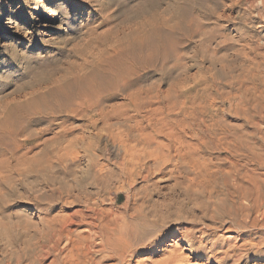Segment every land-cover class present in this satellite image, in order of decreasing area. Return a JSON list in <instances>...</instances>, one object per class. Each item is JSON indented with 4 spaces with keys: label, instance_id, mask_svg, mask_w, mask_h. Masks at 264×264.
I'll return each instance as SVG.
<instances>
[{
    "label": "bare ground",
    "instance_id": "6f19581e",
    "mask_svg": "<svg viewBox=\"0 0 264 264\" xmlns=\"http://www.w3.org/2000/svg\"><path fill=\"white\" fill-rule=\"evenodd\" d=\"M20 1L28 45H14L9 75L19 77L8 92L0 87V203L47 200V213L63 201L74 206L68 215L43 217L40 229L18 221L9 242L18 249L0 264H142L169 237L207 264L264 258V153L213 131L222 149L207 153L196 106L208 98L196 83H204L205 63L227 67L226 56L217 57L228 46L219 23L233 21L218 15L224 3L174 0L162 10L161 0H141L109 15L94 0L68 12L59 0L50 47L45 31H35L44 10ZM231 1L226 9L235 12L242 0ZM257 2H247L250 11ZM77 8L88 11L71 15ZM40 46L43 54L31 51ZM188 262L175 249L161 264Z\"/></svg>",
    "mask_w": 264,
    "mask_h": 264
},
{
    "label": "rangeland",
    "instance_id": "374dc122",
    "mask_svg": "<svg viewBox=\"0 0 264 264\" xmlns=\"http://www.w3.org/2000/svg\"><path fill=\"white\" fill-rule=\"evenodd\" d=\"M40 1L31 0L30 5L32 9L34 7L37 9H43L44 13L46 14L39 21L40 23L35 26V31H45L44 39L45 41H49V46L52 47L54 41H56L57 38L55 34L57 28H53V26L58 27L60 25V21H53V24H50L49 22H51L53 19V11L55 10L54 6H56L61 1ZM64 1V10L68 12L69 8L73 9L77 7L76 5L78 3H91L93 0ZM94 1L95 4L98 3L99 5L98 7H95V9H99V7L108 8L109 15L112 13L121 15L125 7H135L134 5L141 0H111V4H109L107 7L104 4V2L107 0ZM121 1L124 2V5ZM244 1L245 0H242L240 3H238L236 0V4L238 3L236 5V11L229 12L226 8L230 7L233 2L231 0H221V2L224 3V5L227 4V6L221 4V7L217 12L218 15L222 16L223 14L225 16L224 18L232 17L231 19L233 20L229 22L227 19H223L222 22L219 23L221 29L223 30L222 32L228 39L227 43L225 41V44L228 46L225 48V50L217 54V57L226 56L227 67L224 71H221L220 66H217L215 69H211L209 62H206L204 67L208 69V72L204 75V83H201L198 78V80H196V83L199 84H197V86H200L201 88H208L207 95L209 99L207 98L206 101H197L196 106H199L198 110L207 126L206 141L209 143V146L206 149V152L210 154H216L220 149H222L220 147L217 149V145L212 142L209 136L212 131L216 133L217 138L225 137V133H228L230 135V139H240L243 144H240L241 146L239 149L248 150V146L251 145L254 151L264 153V15H262L263 11L261 8H259L261 7V0H257V3L259 4L256 5V10L254 9V12L253 10L250 11L251 9H249V4L247 3L248 1L251 2V0ZM173 3L174 0H161V9L164 10V7L167 9ZM21 4L22 2L20 0H0V63H6L4 66L0 67V87L4 86V88L7 89V92L11 90L12 87L10 85H12L11 83L16 80L15 78L19 77V74H16V76L9 75L10 69L12 66H14V62L11 59L13 47L15 44H21L24 47L28 45V39L25 38L24 35V30L27 31L28 28L24 22H21L22 17L23 19H27V17H25L23 9H21ZM246 10L249 12L247 13ZM15 11L17 12L16 16H12L11 13ZM81 11L87 13L88 10H79L77 8L75 11H71V15L80 16ZM255 13L258 14H256L257 18L255 17ZM57 15H60V12ZM17 16H19V19ZM244 17H248V19H245ZM242 20H247V22L243 23ZM13 21H17L19 23L18 25L20 29H18L16 25L11 24ZM215 22L217 23L216 19L214 18L209 22L211 23L210 26L213 27V25L216 24ZM41 25L46 26L43 29L41 28ZM222 32L220 31V33ZM244 39L247 40L244 41ZM36 49L31 50L29 48V50L36 54H43V46L38 48L41 51L35 52ZM11 63H13V65ZM1 75H3L4 78H1ZM197 75V70L190 72L192 79L196 78ZM195 85V81L193 80L191 82V86ZM21 100L23 99L16 101ZM194 128V131H192L193 134L191 135L196 138L197 131L196 127ZM251 137L253 139H251ZM251 140L254 141V143H251ZM193 144H196V142L193 141ZM171 184L172 183L166 182L163 183L162 186L165 187ZM115 185L119 186L118 183L114 182L112 184L113 188L111 187L113 191L117 190L118 186ZM139 185L141 186V183ZM107 196L111 197L110 195ZM125 201L126 192L120 189L119 204L121 205ZM49 205H51V203L47 200L35 203L33 205H28L14 199L6 200L0 203V262L4 259L5 252H8L9 255L14 249H18L14 248L15 246L9 243L16 236L14 231L17 233L15 225H17L18 221L22 220V223L30 221L32 224H34L35 228L40 229L41 226L39 225V222L43 217L68 215L72 212L69 210V208H71L70 206H74L67 205L63 201L57 205L52 204L56 205V209L47 213L46 210ZM8 223L13 230L10 227H7ZM171 239L173 238L169 237L166 239L164 246L161 248V253L156 255L147 254L142 256L140 258V261L144 260V263L142 264H161L168 257L170 252L175 249L184 254V257L189 260V264H207L206 261H198L194 258V255L191 253L188 244L184 243L182 240H175V242H172ZM20 247H22V244H20ZM250 264H264V258L256 259Z\"/></svg>",
    "mask_w": 264,
    "mask_h": 264
}]
</instances>
